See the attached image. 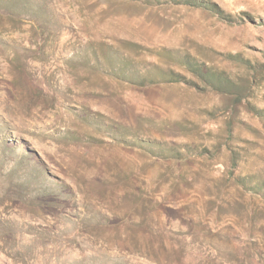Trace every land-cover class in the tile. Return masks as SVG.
Masks as SVG:
<instances>
[{"label":"rangeland","instance_id":"374dc122","mask_svg":"<svg viewBox=\"0 0 264 264\" xmlns=\"http://www.w3.org/2000/svg\"><path fill=\"white\" fill-rule=\"evenodd\" d=\"M0 264H264V0H0Z\"/></svg>","mask_w":264,"mask_h":264}]
</instances>
